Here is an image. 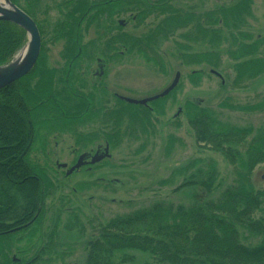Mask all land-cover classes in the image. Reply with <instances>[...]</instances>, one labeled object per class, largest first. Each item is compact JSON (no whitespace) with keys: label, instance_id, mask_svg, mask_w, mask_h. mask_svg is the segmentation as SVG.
<instances>
[{"label":"rangeland","instance_id":"1","mask_svg":"<svg viewBox=\"0 0 264 264\" xmlns=\"http://www.w3.org/2000/svg\"><path fill=\"white\" fill-rule=\"evenodd\" d=\"M119 1H10L32 18L41 38L40 57L20 90L34 125L28 160L52 188L44 190L39 221L0 244V257L14 264H81L80 238L116 217L133 220L129 234L173 242L183 264H198L202 256L212 264H264V231L251 225L264 216V196L247 213L216 209L226 192L264 194V0H175L183 15H195V26L212 13L207 32L186 24L173 36L157 0ZM229 6L232 12L216 10ZM27 41L25 34L8 63ZM98 60L102 78H94ZM177 72L175 89L146 107L111 95L155 96ZM198 128L208 139L199 138ZM106 141L110 159L88 175L83 169L63 178L79 154ZM72 192L81 197L80 220L63 217L73 209ZM200 209L234 222L199 233L186 228L178 211ZM126 254L134 264H152L147 253Z\"/></svg>","mask_w":264,"mask_h":264},{"label":"trees","instance_id":"2","mask_svg":"<svg viewBox=\"0 0 264 264\" xmlns=\"http://www.w3.org/2000/svg\"><path fill=\"white\" fill-rule=\"evenodd\" d=\"M157 1L160 4L159 6L166 8L163 10V17L173 22L172 28H170L172 31L167 35L173 36L178 30L176 26H185L186 24L192 29L207 32L206 18L212 12L204 13L202 15L204 22H200L195 26L193 22L195 15L193 14L190 17L183 15L182 13H187L183 12L181 8H175L172 4L175 0ZM119 3V0L109 2L110 5H118ZM237 8L239 9L240 6H237ZM224 9L227 12H232L234 7H221V9L217 8L216 10L223 11ZM77 15L75 14V16ZM181 17L185 19H181ZM192 23L193 25H191ZM213 31L210 32L211 36ZM24 35L25 32L17 26L0 22V66L8 63L9 58L19 46ZM176 37L181 38L179 35H176ZM178 44L179 42L174 43L177 48H180ZM202 54L200 53L197 56L202 57ZM76 57L77 54L72 57L71 61ZM68 76H70V71L65 73L64 85L68 80ZM26 78L27 76L0 91V244L16 238L39 221L45 206L44 190L52 188L51 180L45 177L38 168L31 165L28 160V154L34 139V125L27 111V96L23 95L20 90L21 81ZM84 103H87V101ZM198 130H201L203 135ZM198 130L197 135L200 139L203 141L208 139L206 136L204 137L202 129L198 128ZM85 174L87 175V173ZM63 178L67 179V177ZM74 195L73 202L68 201L71 202L70 205L74 204L73 209L65 212L63 217L73 216L75 220H80L82 206L79 199L81 197L79 196V199H76V194L72 192L71 196ZM255 202H257L256 198L251 195H236L226 192L223 198L216 202V209L218 212L231 216L237 213L238 208H242L241 211L245 213L251 211L255 208ZM178 212L181 218L187 219L183 222L186 228L190 230L195 228L197 233L220 227V225L228 226L229 222H234L228 217L215 219L203 209L194 211L192 214ZM144 217L145 215L140 219H144ZM132 221L131 219L122 221L114 217L101 224L94 235L80 238L79 245L84 254L81 264H134V258L126 254L129 251L149 254L152 264H183L175 251L173 242L152 236L129 234L126 230L134 225ZM43 249L46 251L47 247ZM207 258L205 256L200 257L198 264H212L211 261H207ZM0 264L14 263L8 260L6 255H3L0 257Z\"/></svg>","mask_w":264,"mask_h":264},{"label":"water","instance_id":"3","mask_svg":"<svg viewBox=\"0 0 264 264\" xmlns=\"http://www.w3.org/2000/svg\"><path fill=\"white\" fill-rule=\"evenodd\" d=\"M0 22H7L13 24L23 30L27 35V45L23 51L21 58H15L6 65L0 66V91L26 77L34 68L38 61L41 52V38L35 22L21 9L11 3L9 0H0ZM215 76H219L216 72L211 71ZM180 74L177 72L170 85L161 93L142 100H136L131 98H121L124 102L131 105L145 106L148 103L154 102L167 96L177 86ZM83 157H80L77 163L71 167L66 176L79 169L83 163ZM94 158L90 161V164H94ZM65 168L66 166H61Z\"/></svg>","mask_w":264,"mask_h":264},{"label":"flooded vegetation","instance_id":"4","mask_svg":"<svg viewBox=\"0 0 264 264\" xmlns=\"http://www.w3.org/2000/svg\"><path fill=\"white\" fill-rule=\"evenodd\" d=\"M36 65V64H35ZM96 65H97V72L95 73V76H94V78L95 77H97V78H102L103 77V71H104V64L102 63V61H100V60H98V62L96 63ZM35 67V66H34ZM70 67V66H69ZM69 67H68V69H69ZM34 69V68H33ZM32 69V70H33ZM31 73V72H30ZM30 73L27 75V77L30 75ZM180 77V76H179ZM179 81V80H178ZM178 84V83H177ZM221 84H223V82H221ZM104 87H105V85H104ZM166 89V88H165ZM112 95V97L115 99V100H118V101H123L121 98H124L123 96H122V94H120L118 91H113V94H111ZM90 101H87V103H89ZM196 104H198L197 102H193V103H191L190 102V106H193V107H195V106H198V105H196ZM135 106H139V105H135ZM147 105H145V106H143V107H146ZM177 112H178V114H177ZM176 112V114H175V116H174V118H176V117H178L179 116V114H181L182 113V110H178ZM104 146H96L93 150H90L89 152H85V153H81V154H79L78 156H77V161H78V159L80 158V157H83L84 159H83V163H84V165H82L79 169H77V170H75L73 173H71V174H76L77 172H79V171H82L83 169V171L85 172V173H87V175H88V172H91V170L95 167V166H97V165H99V164H102V163H104L105 161H107L108 159H110V154H109V148H110V144H109V141H106V142H104V144H103ZM94 158V160H95V162H94V164H90V161L92 160ZM77 161H76V163H77ZM66 166L65 168H62L61 166ZM56 166H57V168L58 169H61V170H66V168H67V165L66 164H56ZM73 167V166H72ZM71 168V167H70ZM69 168V169H70ZM68 169V170H69ZM67 170V171H68ZM67 171H66V173H67ZM66 173H65V177H68V176H66ZM70 174V175H71ZM264 179V178H263ZM108 183H112V181H108ZM256 192H258L259 193V195H258V198H256V200H259V199H261L263 196H264V194H261L263 191H260V190H258V191H256ZM255 196H257V195H255ZM257 203L258 202H255V207L257 206ZM251 213V212H250ZM252 224V229L253 230H258V229H263V231H264V216L263 217H261V218H258V220H255V219H253V221L251 222ZM263 238H264V235H263Z\"/></svg>","mask_w":264,"mask_h":264},{"label":"bare ground","instance_id":"5","mask_svg":"<svg viewBox=\"0 0 264 264\" xmlns=\"http://www.w3.org/2000/svg\"><path fill=\"white\" fill-rule=\"evenodd\" d=\"M23 52H21L18 56H17V58H21L22 56H23Z\"/></svg>","mask_w":264,"mask_h":264}]
</instances>
